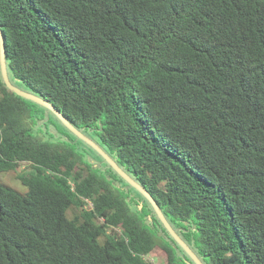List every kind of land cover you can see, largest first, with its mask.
<instances>
[{
    "label": "trees",
    "instance_id": "16d2710c",
    "mask_svg": "<svg viewBox=\"0 0 264 264\" xmlns=\"http://www.w3.org/2000/svg\"><path fill=\"white\" fill-rule=\"evenodd\" d=\"M0 29L11 83L146 189L203 264H264V0H0ZM30 103L0 53V174L31 168L25 193L0 179V264H195Z\"/></svg>",
    "mask_w": 264,
    "mask_h": 264
},
{
    "label": "rangeland",
    "instance_id": "374dc122",
    "mask_svg": "<svg viewBox=\"0 0 264 264\" xmlns=\"http://www.w3.org/2000/svg\"><path fill=\"white\" fill-rule=\"evenodd\" d=\"M30 104L32 109L36 112V118L39 120V129L43 132L46 139H51L54 142L71 141L73 144L78 146V148L81 149L88 159L93 160L99 165L100 172L104 174H110L115 179H117V181H119L120 185L127 192L128 201L134 211L136 210V205L141 203L142 206L139 209L143 207L144 212L147 215H151V220L157 219L156 211L151 202L140 192L138 193L135 189L130 187L125 181H122L120 177L114 171H112L111 167L105 161H103L102 158L98 156L93 149H91V147L79 140L72 131H69L67 127L64 126L63 122L50 109L35 102ZM23 171H31L30 166L27 164H22L20 166L19 172ZM19 172L15 171L10 173H2L0 174V179L4 183L12 186L20 192L25 193L26 187L21 183L20 180L17 179ZM156 221L157 220L154 221V225L158 229V223ZM178 253L183 256L181 251H178ZM146 260L150 264H158V260L152 256H147Z\"/></svg>",
    "mask_w": 264,
    "mask_h": 264
},
{
    "label": "water",
    "instance_id": "95a60500",
    "mask_svg": "<svg viewBox=\"0 0 264 264\" xmlns=\"http://www.w3.org/2000/svg\"><path fill=\"white\" fill-rule=\"evenodd\" d=\"M0 53H1V68L3 73V78L5 80V83L7 87L14 91L19 96L31 100L35 103H38L48 109H50L62 122L63 124L72 131L76 136H78L81 140L86 142L88 145H90L93 149H95L107 162L111 167L125 180L127 181L132 187H134L136 190H138L143 196H145L154 207L157 215L159 216L161 222L165 226L166 230L171 234V236L176 240V242L187 252V254L191 257V259L194 261L195 264H203V262L200 260V258L192 251V249L186 244V242L179 236V234L174 230V228L171 226L169 221L166 219L165 215L163 214L162 210L160 209L159 205L156 203L152 195L144 189L138 182H136L134 179H132L126 172H124L118 164L98 145L96 144L92 139L84 135L82 132H80L78 129H76L68 120L66 117L57 110L54 106L46 102L40 97H37L31 93L25 92L17 87H15L8 75L7 70V63L5 58V46H4V39H3V33L0 29Z\"/></svg>",
    "mask_w": 264,
    "mask_h": 264
},
{
    "label": "built area",
    "instance_id": "2783aa9c",
    "mask_svg": "<svg viewBox=\"0 0 264 264\" xmlns=\"http://www.w3.org/2000/svg\"><path fill=\"white\" fill-rule=\"evenodd\" d=\"M88 206L86 207L87 209H92L93 208V203L90 201V200H86ZM101 221L104 223V220L101 219ZM113 227H111V230H112ZM115 231L121 233V229L119 228H113ZM111 230H108V232H110ZM147 257H145V260H146ZM147 261V260H146Z\"/></svg>",
    "mask_w": 264,
    "mask_h": 264
}]
</instances>
